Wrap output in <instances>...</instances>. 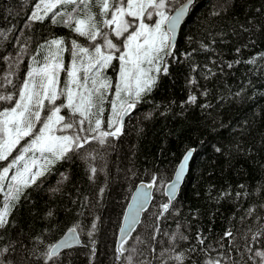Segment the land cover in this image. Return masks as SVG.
<instances>
[{
	"label": "trees",
	"instance_id": "1",
	"mask_svg": "<svg viewBox=\"0 0 264 264\" xmlns=\"http://www.w3.org/2000/svg\"><path fill=\"white\" fill-rule=\"evenodd\" d=\"M33 3L35 0H0V31L7 34V39L0 37V84L4 85L0 93L16 91L24 78L27 56L13 78L17 88L3 80L9 71L5 57L15 56L20 44L28 42L34 50L46 38L75 36L65 27L52 25L51 16L43 24L36 22L26 28ZM221 3L195 1L179 34L175 48L179 59L170 60L169 75L161 76L144 98L146 102L126 118L124 134L111 140V146L92 145L103 159L88 161L73 155L57 163L40 187L28 189L27 199L21 198L9 218V227L0 230V248L10 249L6 264H43L40 253L45 246L56 243L73 227L81 244L61 250L58 264H127L125 257L132 247L146 250L154 246L157 253L171 247L170 236L177 232L178 224L188 240L178 241L176 250L188 253L195 246L197 250L188 253L192 264H203L207 257L195 239L197 232L207 237L204 247L211 245L208 251L216 256L211 249H218L226 230L236 233L240 244L239 236L248 225L255 231L251 219L241 223L239 218L251 205L264 204V0H228L226 12L212 15ZM188 52L193 55L186 59ZM253 58L254 64L246 62ZM192 65L198 66L195 72ZM190 77L196 78L198 86L189 84ZM64 78L62 73L61 83ZM191 94L198 97L195 104L186 103ZM10 106L0 101V109ZM104 116L106 119L107 111ZM192 148L194 157L173 202L175 209L157 220L167 197L154 189L149 208L125 244L129 252L121 256L117 237L134 189L153 176L169 182ZM90 165L97 167L92 179ZM243 191L248 197L237 199L236 193ZM223 192L231 195L217 202L215 198ZM157 225L160 233L153 240ZM224 243L227 250V241ZM236 255L233 251L232 256Z\"/></svg>",
	"mask_w": 264,
	"mask_h": 264
},
{
	"label": "snow or ice",
	"instance_id": "2",
	"mask_svg": "<svg viewBox=\"0 0 264 264\" xmlns=\"http://www.w3.org/2000/svg\"><path fill=\"white\" fill-rule=\"evenodd\" d=\"M174 2L35 0L25 23L26 28L31 29L36 22L43 24L51 16L52 25L69 29L76 37H82L84 43L79 39L66 40L65 37L46 38L37 42L34 50L30 43L25 42L20 44L15 56L5 57L9 71L3 80L14 89L17 86L13 78L24 57H29V64L18 89L7 94L0 93V101L11 105L0 109V196L3 198L0 200V230L9 227V218L21 198L27 199L28 189L40 187L57 163L77 154L88 161L103 159L92 145L111 146V140L124 134L126 117H130L141 102H146L144 98L157 86L161 76L169 75L170 60L179 59L175 54L177 29L195 0H183L172 14L169 7ZM218 9L212 15L220 16L226 12L228 0H222ZM7 31L11 32V29ZM0 37L7 39L6 32L0 31ZM17 43H20L19 40ZM193 52L185 53V58L192 57ZM65 53L69 56L67 66ZM246 62L254 64L256 60L253 58ZM197 67L192 65V71L195 72ZM110 68L115 80L108 75ZM62 73L65 77L63 83ZM189 84L198 86V81L190 77ZM3 86L0 84V87ZM202 95H207V92ZM197 100V95L191 94L186 103L195 104ZM65 109L66 113L62 114ZM106 111L108 116L105 119ZM216 151L221 149L216 148ZM191 155L189 150L182 157L170 182L153 176L133 196L129 215L125 217L127 228L121 229V241L117 248L121 256L129 252L125 244L140 223V213L147 209L153 198V189L167 197L166 202L160 205L157 220L175 209L173 202ZM89 172L92 179L97 167L90 165ZM239 187L244 189L245 185ZM230 195L231 192H223L215 199L218 202ZM248 195L247 191L237 192L236 198L246 199ZM239 219L241 223L251 219L256 226L255 231L251 224L248 225L239 236L243 241L240 244L237 234L231 229L226 230L221 242H218L219 250L211 249L216 256L208 251L211 245L204 247L207 237L197 232L195 239L201 246L200 251L207 257L203 264H264V204L251 205ZM92 228L95 229V224ZM179 228L178 224L177 232L170 236L172 246L158 253L154 246L146 250L132 247L131 254L125 257L127 264H153L154 260L157 264H192L188 253L195 252V246L190 247L188 253L176 250L178 241L188 240ZM68 231L70 235L65 239L45 246L40 253L43 264L50 261L58 264L62 249H71L80 243L77 228ZM159 233L158 225L154 226L152 239L155 240ZM36 239L40 244L44 243L43 239ZM135 239L143 243L138 237ZM224 241H227V250H224ZM9 250V247L0 248V264H6L5 254ZM233 251L236 257L232 256Z\"/></svg>",
	"mask_w": 264,
	"mask_h": 264
},
{
	"label": "water",
	"instance_id": "3",
	"mask_svg": "<svg viewBox=\"0 0 264 264\" xmlns=\"http://www.w3.org/2000/svg\"><path fill=\"white\" fill-rule=\"evenodd\" d=\"M196 1V0H195ZM194 5V4H193ZM192 5V6H193ZM192 6H191V8H192ZM191 10V9H190ZM172 14H175V10L174 11H172L171 12ZM189 15H190V11L184 16V18H183V20H182V22H181V25H180V27L177 29V37H176V45H177V41H178V37H179V34H180V32H181V29H182V27H183V25H184V23H185V21L187 20V18L189 17ZM127 118V117H126ZM126 120V119H125ZM189 150H191L192 151V155H191V157L189 158V160H188V162H187V165H186V169H185V175H184V178L182 179V181H181V183H180V187L178 188V192H177V197H178V195H179V193H180V191H181V188H182V186L184 185V183H185V181H186V178H187V176H188V174H189V171H190V168H189V164H190V162H191V159H192V157L194 156V153H195V150L192 148V149H189ZM188 150V151H189ZM187 151V152H188ZM186 152V153H187ZM185 153V154H186ZM184 154V155H185ZM182 160V159H181ZM181 162V161H180ZM179 165V164H178ZM178 167V166H177ZM172 178H174V176L172 177ZM171 181V180H170ZM169 181V182H170ZM148 183L147 182H141V183H139L137 186H136V188L134 189V191H133V193H132V195H131V198H130V200H129V202H128V204H127V207H126V209H125V212H124V216H123V219H122V224H121V227H120V230H119V232H118V237H117V247H119V244H120V241H121V229H125V228H127V224H126V222H125V217L126 216H128L129 215V207L133 204V196H135L136 195V193L141 189V186L142 185H147ZM153 193H154V189L152 190V197H153ZM176 197V198H177ZM152 200H153V198L149 201V204H148V207H147V209L149 208V206H150V204H151V202H152ZM146 209V210H147ZM145 210V211H146ZM144 211V212H145ZM144 212H142V213H140V222H141V219H142V216H143V213ZM140 223H138L137 225H136V227H135V230H136V228L138 227V225H139ZM134 230V231H135ZM134 231H132V233H131V235L133 234V232ZM70 235V233H69V231H67L57 242H59V241H61V240H63V239H65L67 236H69ZM78 239H79V241H80V243L79 244H76V245H80L81 244V240H80V238H79V235H78ZM56 242V243H57ZM76 245H74V246H76ZM63 250V249H62Z\"/></svg>",
	"mask_w": 264,
	"mask_h": 264
},
{
	"label": "rangeland",
	"instance_id": "4",
	"mask_svg": "<svg viewBox=\"0 0 264 264\" xmlns=\"http://www.w3.org/2000/svg\"><path fill=\"white\" fill-rule=\"evenodd\" d=\"M172 5H173V4H172ZM172 5H170L169 8H171ZM80 38H81V39H80ZM68 39H79L81 43H84V39H83L82 37H79V38H78V37H76V36L70 35V36L66 37V40H68ZM67 57H68V54L65 53V55H64L65 65L68 63V61H67ZM108 75H110V76H112V77L115 76L113 72H109V71H108ZM13 155H15V153H13Z\"/></svg>",
	"mask_w": 264,
	"mask_h": 264
},
{
	"label": "bare ground",
	"instance_id": "5",
	"mask_svg": "<svg viewBox=\"0 0 264 264\" xmlns=\"http://www.w3.org/2000/svg\"><path fill=\"white\" fill-rule=\"evenodd\" d=\"M175 1H177V4L175 5V7L172 5L174 8H172V7H171L172 9L170 8V9H171V12L174 11L175 8L179 7L180 3L183 2V0H175ZM194 4H195V3H194ZM192 7H193V6H192ZM191 9H192V8H191ZM171 12H170V13H171ZM190 12H191V10H190ZM187 19H188V18H187ZM185 22H186V21H185ZM184 24H185V23H184ZM178 38H179V37H178ZM177 42H178V41H177ZM23 72H24V71H23ZM193 157H194V156H193ZM193 157H192L191 161L193 160ZM181 159H182V158H181ZM180 161H181V160H180ZM179 163H180V162H179ZM190 164H191V162H190ZM190 164H189V168H190ZM66 232H67V231H66ZM77 232H78V231H77Z\"/></svg>",
	"mask_w": 264,
	"mask_h": 264
}]
</instances>
